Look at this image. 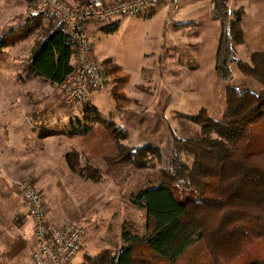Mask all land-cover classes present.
I'll return each mask as SVG.
<instances>
[{
	"label": "rangeland",
	"instance_id": "374dc122",
	"mask_svg": "<svg viewBox=\"0 0 264 264\" xmlns=\"http://www.w3.org/2000/svg\"><path fill=\"white\" fill-rule=\"evenodd\" d=\"M180 2L181 7L174 9L168 1L148 17L124 14L115 19L119 22L117 29L112 23H95L94 30L87 29L93 61L110 73L108 85L94 91L90 104L111 120L121 143L157 148L160 155L148 151L147 166H140L109 164L106 157L117 154V147L104 124L87 120V106L75 108L62 98L60 86L28 70L38 34H26L37 18L29 20L34 2L0 0V34L11 39L10 33L16 29L11 45L0 55V132L5 131L9 143L17 138L18 145L22 137L29 138L24 154L30 164L19 170L14 184L33 178L49 207L62 212L67 222L84 227V246L75 264H88L89 258L120 247L124 231L145 232L146 209L130 197L159 185L169 165L175 136L188 138L203 132L192 119L194 115L204 109L215 121H221L227 85L256 92L264 88L263 82L243 74L237 61L231 62L229 81L219 78L216 57L222 25L214 0ZM228 5L231 16L235 11L242 14L244 41L236 44L235 57L250 61L253 52L264 51V0H228ZM114 67L119 68L115 71ZM127 73L130 81L122 87L125 98L116 105L114 81ZM19 121L26 122L29 131L15 136L11 125ZM71 149L82 152V164L91 163L100 169V181L83 178L70 169L66 154ZM182 158L190 164L193 161L190 154L183 153ZM7 220L8 224L0 228V235L4 232L0 244L5 242L9 248L0 246V264H32L34 220L28 216L25 220L18 216ZM175 264L216 261L206 253Z\"/></svg>",
	"mask_w": 264,
	"mask_h": 264
},
{
	"label": "trees",
	"instance_id": "16d2710c",
	"mask_svg": "<svg viewBox=\"0 0 264 264\" xmlns=\"http://www.w3.org/2000/svg\"><path fill=\"white\" fill-rule=\"evenodd\" d=\"M214 4L222 25L216 57L219 78L229 81L231 62L237 61L243 74L264 83V51L253 52L250 61L235 57L236 44L244 41L241 11L231 16L228 0H214ZM36 17L29 19L33 23L26 30L28 36L38 32L28 70L59 87L74 70L78 43L54 16ZM111 26L117 29L118 23ZM12 32L11 39L0 34V55L11 45ZM114 68L117 71L119 67ZM101 71L109 78L110 73ZM129 81L128 73L116 77L112 89L116 105L125 98L122 87ZM225 101L221 121L202 109L192 119L203 132L174 137L169 165L159 185L131 195L134 204L146 209L145 232L124 231L120 247L105 250L86 263L175 264L208 253L216 264H264V88L256 92L227 85ZM85 106V118L102 122L115 141L117 154L107 155L109 164L147 166L148 151L160 155L157 148L121 143L111 120L103 118L90 102ZM89 110L94 115L90 116ZM183 153L193 156L191 164L183 160ZM82 155L77 149L66 154L70 169L83 178L100 181V169L82 164Z\"/></svg>",
	"mask_w": 264,
	"mask_h": 264
},
{
	"label": "built area",
	"instance_id": "2783aa9c",
	"mask_svg": "<svg viewBox=\"0 0 264 264\" xmlns=\"http://www.w3.org/2000/svg\"><path fill=\"white\" fill-rule=\"evenodd\" d=\"M168 1L177 8L179 0H34L30 17L49 14L63 22L78 43L74 70L67 76L61 88L67 103L75 108L91 102L94 90L104 89L109 78L93 61L92 42L87 34V25L111 23L124 14H143L147 9L161 6ZM16 189L30 207L34 220L37 246L32 253L34 264H68L82 249L85 229L75 222L62 225L50 224L47 204L37 182L30 177L18 180Z\"/></svg>",
	"mask_w": 264,
	"mask_h": 264
},
{
	"label": "crops",
	"instance_id": "0c3cea01",
	"mask_svg": "<svg viewBox=\"0 0 264 264\" xmlns=\"http://www.w3.org/2000/svg\"><path fill=\"white\" fill-rule=\"evenodd\" d=\"M83 1H86V0H68V2H83ZM180 4H181V2L179 0L178 7L174 8V9H179L181 7ZM161 6H163V5H161ZM161 6L149 8L143 14L146 17L152 16V15L157 13V11L160 9ZM118 17H120V16L115 17L111 21V23L117 22L119 25V22L115 21V19ZM92 24H94V25L88 24L87 29L89 27H92V29L94 30V28H96L97 24H95V23H92ZM92 55H93V52H92ZM41 78H43V77H41ZM60 89L62 90V93H63L62 98L64 99V91L61 87H60ZM16 111L18 113V110H16ZM21 111H23V110H21ZM24 121H19V122H16V123L11 125V130L14 129L13 132H15L14 133L15 136H17L18 133L21 134V133H25L26 131H29L27 124ZM3 128L5 130H7L6 125L3 126ZM23 131H25V132H23ZM1 135H4V136H1ZM6 137L7 136L5 135V131H1L0 132V228H2V226H4V225L8 224L7 219L11 216H18V217H20L21 220H25L27 216L32 218L30 207L21 198L20 194L18 193V191L16 189V185L14 184V180H13L14 178L17 177V174L21 168L24 169V168L29 167L30 163H29V161H27L28 160V158L26 157L27 155L24 154V152H27L28 146H27L26 141L29 138L27 137V139H26L25 136L22 138L20 137L22 139V142H19V145H18L17 138L13 139L9 143V140H7ZM29 137H31V135H29ZM23 143H25L26 145H22ZM46 204H47V202H46ZM23 206L26 209H24ZM47 218H48L49 223H53V224L59 223V225H62L65 222H67V220H66L67 218L65 217V215L62 212H57L56 210H54V207L51 208V207H49L48 204H47ZM2 234L0 236H2ZM33 235H34V239H35L34 245L36 247L37 246V239L35 237V234H33ZM9 240H12V238L7 239V241H9ZM4 241H6V240H4ZM84 241H85V238H84ZM84 241H83L82 249L84 246ZM0 246H1V249H4V250H7V248H9L5 242H1ZM21 251H23V249H21ZM75 257L68 264H75L74 263ZM31 263L34 264L32 261H31ZM76 264H78V261Z\"/></svg>",
	"mask_w": 264,
	"mask_h": 264
}]
</instances>
